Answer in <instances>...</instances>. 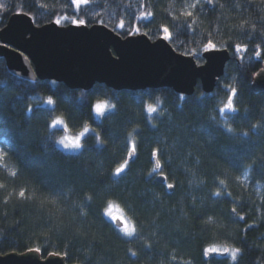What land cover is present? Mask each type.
Here are the masks:
<instances>
[{
	"label": "trees",
	"instance_id": "trees-1",
	"mask_svg": "<svg viewBox=\"0 0 264 264\" xmlns=\"http://www.w3.org/2000/svg\"><path fill=\"white\" fill-rule=\"evenodd\" d=\"M192 3L197 0H92L74 13L71 0H0V30L17 13L30 15L37 26L84 19L124 38L144 33L157 40L168 27L172 47L195 55L198 64L209 39L231 54L215 91L206 94L199 83L192 96L170 88L115 91L103 84L71 90L12 73L0 57V147L6 157L0 167V254L39 248L42 258L59 256L67 264H264V90L254 89L264 69V3L214 0L213 6L200 0L203 9H191ZM186 10L193 11L187 21L192 29L181 15ZM121 20L123 29L117 27ZM137 27L139 32L130 31ZM236 44L247 51L237 55ZM231 88L237 89L238 110L221 116ZM98 102L108 106L100 120L93 108ZM149 104L156 113L146 111ZM56 119L72 133L92 129L80 152L54 143L67 134L51 128ZM133 143L136 153L129 159ZM125 159L129 166L115 176ZM157 159L165 182L159 174L149 176ZM109 211L127 217L138 235L123 236ZM210 247L241 253L233 262L205 255Z\"/></svg>",
	"mask_w": 264,
	"mask_h": 264
},
{
	"label": "water",
	"instance_id": "water-1",
	"mask_svg": "<svg viewBox=\"0 0 264 264\" xmlns=\"http://www.w3.org/2000/svg\"><path fill=\"white\" fill-rule=\"evenodd\" d=\"M0 57L12 73L31 81L63 83L71 90L90 91L103 84L115 91L170 88L192 96L199 83L206 94L215 91L231 54L221 48L204 51V63L198 64L195 55L178 53L163 38L152 40L144 33L124 38L103 24L37 26L30 15L19 13L0 30ZM254 89L264 90V69ZM0 264L67 262L63 257L44 259L32 252L0 254Z\"/></svg>",
	"mask_w": 264,
	"mask_h": 264
},
{
	"label": "snow or ice",
	"instance_id": "snow-or-ice-1",
	"mask_svg": "<svg viewBox=\"0 0 264 264\" xmlns=\"http://www.w3.org/2000/svg\"><path fill=\"white\" fill-rule=\"evenodd\" d=\"M262 3H264V0H261ZM92 3V0H71V5L74 6V13H80L82 9H87L90 4ZM204 4L207 5H213L214 6V0H203ZM197 4H200V0H197V3H192L189 4L188 7L191 9H196L197 8ZM201 9H203V4H200ZM2 7V6H0ZM19 14V13H17ZM152 15V13H148L147 15H141L140 19H148V17H150ZM182 16H184L186 18V23L189 19H191L193 17V11H183L181 13ZM64 20H69L68 16L63 17ZM173 19L175 20L176 17H173ZM55 23L57 25H59L61 23V21L58 19L55 21ZM86 20L84 19H75L72 18L71 19V24L75 25L76 27H81V26H87ZM192 23H187V28L188 29H192ZM118 28L123 29L124 28V21L121 20L120 23L117 25ZM243 27V26H242ZM253 31H255V26H253ZM130 31H135V32H139V28H133L130 29ZM163 39L165 41H170L172 40V35L169 31L168 27H164L163 28ZM262 35H264V33H262ZM205 51L208 50H217L216 45L209 39L208 43L205 45L204 47ZM247 51V46H242L241 44H236L235 45V52L237 55L246 52ZM21 55H23V53H21ZM198 55V54H197ZM255 56L257 58L261 57V50H260V45L258 44L256 46V51H255ZM242 58V57H241ZM24 59L27 60L28 57L24 56ZM53 83H55V81H53ZM237 95V89L236 88H231L230 89V93L228 94V98L227 101L223 104V107L219 108V114L221 116H225L227 113H235L237 112V108L233 103V99L234 97ZM181 99H183V97H181ZM46 103L48 105H52L54 102L51 98H49ZM113 108L115 107V105L112 106ZM94 111L96 113L97 116H101L103 117L105 115V110L108 108V106L105 103L102 102H98L96 103L94 106ZM28 111H32L31 109H28ZM146 111L151 115L153 113L157 112V109L155 107H153L151 104H149L147 106ZM162 115V113H161ZM64 124V121L62 119H56L52 121L51 124V128L56 129L58 126H62ZM255 127V126H253ZM227 131L229 133L233 132V129L231 127L227 128ZM88 132V129L85 128L84 132H82L79 136L73 138V139H69L68 137H63L59 140L54 141V143L56 145L62 146L63 149L68 150V151H74V152H80L84 145L82 143V138L85 135V133ZM52 135L54 136L55 133L53 132ZM245 136L248 135V133H244ZM97 140L99 141V137L97 136ZM136 153V146L133 143L130 150L128 151V157L129 159H131ZM156 152L154 151L152 153L153 156H156ZM129 159H125L123 163H121L118 167H116L115 172L113 173L115 176H120L121 173H123L125 171V169L129 166ZM0 161H5L4 165H0V167H4L6 166V157L5 154L3 152H0ZM159 174L162 176V179L164 181L168 180L167 176H163L162 175V170H161V162L159 159L156 160V164L152 169V172L149 173V176L152 177L153 174ZM10 175L12 177H15L18 175L17 172H11ZM220 185H224V181L220 180L219 181ZM0 187H3V185H0ZM166 187L168 189H173L174 185L172 183H167ZM20 198H25V191L21 190L18 193ZM213 195H215L216 197H220L222 195L221 191H216L215 193H213ZM228 195L230 196L231 193H228ZM237 209L235 207L232 208V212L236 213ZM106 215H108L112 220L117 222V226L119 227L121 233L123 234V236L131 239L133 237H136L137 234V227L135 224H129L127 217L124 216H113L112 213L109 211L106 213ZM239 220H244V216L240 215L238 217ZM150 247V245H149ZM29 251H35V252H39L40 249L39 248H35V249H29ZM241 253V249L240 248H230V247H223V248H216V247H210L205 249V255L211 256V255H220V256H230L231 260L233 262L237 261L238 257L240 256ZM132 256H136V252H132L131 253ZM50 255H58V253H50Z\"/></svg>",
	"mask_w": 264,
	"mask_h": 264
},
{
	"label": "rangeland",
	"instance_id": "rangeland-1",
	"mask_svg": "<svg viewBox=\"0 0 264 264\" xmlns=\"http://www.w3.org/2000/svg\"><path fill=\"white\" fill-rule=\"evenodd\" d=\"M95 115H96V113H95ZM96 118L98 119V120H100L101 119V116H97L96 115ZM57 128H61V129H63V130H66V132H67V134H65L63 137H68L69 139H73V138H75V137H77V136H79L82 132H84V130L85 129H83V130H81V131H77V132H75V133H72V132H69L68 131V129H67V127L63 124L62 126H58ZM88 129V132L87 133H85V135L83 136V138H82V140L89 134V132H91L92 131V129H90V128H87ZM62 137V138H63ZM61 148H62V146H60ZM63 149V148H62ZM63 150H65V149H63ZM65 151H67V152H69V153H76V152H74V151H68V150H65ZM0 152H3L4 153V149L3 148H1L0 147ZM2 164V161H0V165Z\"/></svg>",
	"mask_w": 264,
	"mask_h": 264
}]
</instances>
